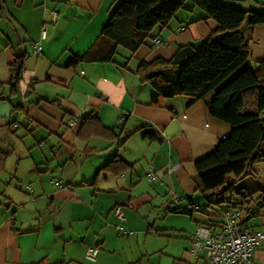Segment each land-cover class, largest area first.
Masks as SVG:
<instances>
[{"label": "crops", "instance_id": "crops-1", "mask_svg": "<svg viewBox=\"0 0 264 264\" xmlns=\"http://www.w3.org/2000/svg\"><path fill=\"white\" fill-rule=\"evenodd\" d=\"M118 1L0 0V264H187L196 227L222 229L230 203L201 195L193 175L196 160L232 126L204 99L177 95L152 105L155 89L136 73L141 62L170 58L179 44L202 40L217 22L186 1L153 30L160 43L70 64L97 41ZM227 1L264 11V0ZM243 34L256 66L264 59V23L245 25ZM20 54L26 58L16 79L11 63ZM90 114L118 137L90 134V121L83 126ZM256 167L264 177V160ZM241 221L263 229L264 205ZM133 229L138 239L119 235ZM91 246H99L95 260L86 256ZM255 261L264 264V240Z\"/></svg>", "mask_w": 264, "mask_h": 264}, {"label": "trees", "instance_id": "trees-1", "mask_svg": "<svg viewBox=\"0 0 264 264\" xmlns=\"http://www.w3.org/2000/svg\"><path fill=\"white\" fill-rule=\"evenodd\" d=\"M186 1L119 0L97 41L84 55L72 58L70 64L89 59L112 60L120 48L134 54L143 43L153 42V30L166 26ZM190 2L207 18H213L217 28L198 42L179 44L170 58L141 62L136 73L140 82L155 89L152 105L163 106L167 98L177 95L189 96L190 102L204 99L212 115L232 126V132L222 136L214 150L196 160L193 180L201 195L213 198L212 203H230L248 214L254 206L264 205V182L237 185L250 175L260 178L256 165L264 160V59L251 65V49L243 27L264 23V11L246 9L227 0ZM104 40L108 45L102 47ZM25 58L24 54L17 55L11 63L16 79ZM87 121L90 134L111 138L119 135L97 115L86 116L83 126ZM126 165L124 161L123 168Z\"/></svg>", "mask_w": 264, "mask_h": 264}, {"label": "built area", "instance_id": "built-area-1", "mask_svg": "<svg viewBox=\"0 0 264 264\" xmlns=\"http://www.w3.org/2000/svg\"><path fill=\"white\" fill-rule=\"evenodd\" d=\"M53 21L56 19L58 10H52ZM46 25L42 30L45 35ZM151 41L160 43L157 35L151 36ZM42 46L38 43L35 52L39 53ZM157 177L156 172L151 168L148 172L149 180ZM54 182L62 185L61 180L54 179ZM114 214L120 220H125V213L122 205L114 207ZM242 212L235 205H228L223 209L222 229L213 230L207 224H199L191 233V253L193 260L187 264H261L255 261L257 246L264 240V228L253 230L241 221ZM123 229V225L119 224ZM128 232V230H126ZM132 233V231H129ZM99 247H89L86 256L95 260Z\"/></svg>", "mask_w": 264, "mask_h": 264}, {"label": "rangeland", "instance_id": "rangeland-1", "mask_svg": "<svg viewBox=\"0 0 264 264\" xmlns=\"http://www.w3.org/2000/svg\"><path fill=\"white\" fill-rule=\"evenodd\" d=\"M188 3H191L190 2V0H188L187 1ZM259 10H263L261 7H259ZM239 70H237L235 73H233L232 75H230L223 83H225V82H227L230 78H232L237 72H238ZM263 146H264V144H263ZM261 178H263V180L261 179ZM256 179H258L257 177H254V176H249V177H247V178H245V179H242V180H240V181H238L237 182V185H242V184H251V185H254V184H261V183H263L264 182V177L262 176V177H260L257 181H254V180H256ZM249 180H251V181H249ZM200 195V194H199ZM199 195H197V196H199ZM219 198V197H218ZM125 218H126V215H125ZM105 224H107L106 222L105 223H103V225L104 226H106ZM117 225V224H116ZM95 228L96 229H94V228H92L91 229V232H92V230L94 229V232H98V227H96V225H95ZM66 230H67V228H66ZM129 230V229H128ZM134 230V234H132L131 236H130V234H126V233H123V232H120V236L122 237V239H138V237H139V233H141V232H139L138 230H136V229H133ZM92 234H93V232H92ZM91 234V235H92ZM102 239L104 238V236L103 237H101ZM117 239H119L118 237H117ZM91 247H94V246H91ZM97 247H99V246H97Z\"/></svg>", "mask_w": 264, "mask_h": 264}]
</instances>
